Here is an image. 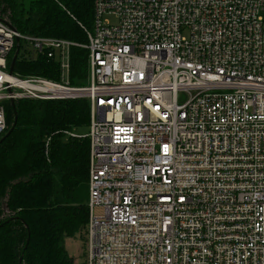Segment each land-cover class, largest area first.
<instances>
[{
	"label": "built area",
	"instance_id": "1",
	"mask_svg": "<svg viewBox=\"0 0 264 264\" xmlns=\"http://www.w3.org/2000/svg\"><path fill=\"white\" fill-rule=\"evenodd\" d=\"M94 9L83 44L0 18V137L11 100L89 101L88 132H69L90 146L86 264H264V0ZM18 41L59 78L10 73Z\"/></svg>",
	"mask_w": 264,
	"mask_h": 264
},
{
	"label": "trees",
	"instance_id": "2",
	"mask_svg": "<svg viewBox=\"0 0 264 264\" xmlns=\"http://www.w3.org/2000/svg\"><path fill=\"white\" fill-rule=\"evenodd\" d=\"M94 3L0 0V18L23 34L83 44L94 24ZM88 54L72 47L73 85L85 84ZM58 68L45 55L19 56L14 73L57 80ZM6 122L0 137V264H86L74 261L64 240L86 237L90 146L88 138L69 132L88 129L89 101L17 100L14 107L7 104Z\"/></svg>",
	"mask_w": 264,
	"mask_h": 264
},
{
	"label": "rangeland",
	"instance_id": "3",
	"mask_svg": "<svg viewBox=\"0 0 264 264\" xmlns=\"http://www.w3.org/2000/svg\"><path fill=\"white\" fill-rule=\"evenodd\" d=\"M110 21L114 23L116 20L114 17H109ZM88 129L82 130L81 133L86 134ZM85 234H83L82 239L80 237H66L64 240L65 248L68 254L73 257L74 261L84 262L86 259V240H84Z\"/></svg>",
	"mask_w": 264,
	"mask_h": 264
},
{
	"label": "water",
	"instance_id": "4",
	"mask_svg": "<svg viewBox=\"0 0 264 264\" xmlns=\"http://www.w3.org/2000/svg\"><path fill=\"white\" fill-rule=\"evenodd\" d=\"M19 47H20V43H19V41H18V42H17V50H16V53H15V55H14V57H13V60H12L11 66H10V73L13 72V66H14V64H15V62H16V59H17V56H18ZM11 105H12L13 107L15 106V102H14V100H11ZM16 123H17V116L15 117V119H14V123L12 124L11 128L8 130L7 133H9V132H11L12 130H14V128H15V126H16ZM0 141H1V140H0Z\"/></svg>",
	"mask_w": 264,
	"mask_h": 264
}]
</instances>
